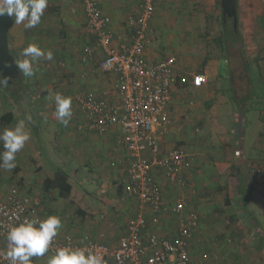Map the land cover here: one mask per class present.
<instances>
[{
  "label": "crops",
  "instance_id": "0c3cea01",
  "mask_svg": "<svg viewBox=\"0 0 264 264\" xmlns=\"http://www.w3.org/2000/svg\"><path fill=\"white\" fill-rule=\"evenodd\" d=\"M99 1L104 13L112 19L110 30L116 36L115 46L120 47L122 44L117 38L119 35H124V43H128L131 30L127 26V19L138 13L141 0ZM196 3L201 10L198 13L194 10ZM249 4L247 0H238L239 12L247 10ZM170 13L176 16H170ZM171 17L175 19L170 20ZM222 18L220 0H158L152 21L153 33L146 49L148 61L158 63L175 57L176 73L187 77L204 73L207 82L200 88L177 84L171 94L170 124L163 128L165 131L158 130L163 156L173 149L181 148L193 157L191 168L182 173L185 177L183 182L173 179L165 168L157 167L153 170L168 203H186L183 215L156 216L149 208L142 211L148 219V230L169 237L177 236L181 220H187L192 214L197 215L198 227L190 245V254L196 263L264 264V104H257L262 96L264 81H253L248 67L245 70V81H216L217 78H225L229 69L227 66L230 65L231 70L233 67L227 58L224 59L225 52L220 51L221 39L215 44L217 23ZM174 21L179 25L176 33L173 31L176 24ZM8 42L16 61L25 58L21 52L29 44H37L45 52H52V60L41 57L34 62L35 73L32 77H24L19 70V79L23 82L33 81L30 102L37 104L38 111L30 112L33 109L30 105V110L23 116L27 117L28 114L36 117L37 114L38 120L45 119L53 124L55 149L62 152L61 146L68 148V153L59 154L58 164L54 163L56 170L69 175L72 194L75 191L72 182L79 183L83 177L90 179L88 172L94 173L96 182H103L97 188V193H89L92 203L99 201L102 204L103 215L95 213V219L87 221L84 229L87 235L98 241L111 247L116 246L126 233L128 223L140 212L141 206L124 190L122 192L128 176L129 157L121 145L119 127H112L100 135L92 127L82 106L86 95L91 93L106 96L110 101L115 100L114 78L99 68L104 51L96 36L90 33L83 1L48 0L40 24L31 29L25 28L23 24H14L8 34ZM171 44L174 48L170 53L166 50ZM91 50L94 52L93 57L88 56ZM225 86H231L230 100L234 102L235 108L231 111L234 112L231 137L224 136L228 131L224 120L220 124L221 130L214 120L217 131L210 130L207 137L197 139L201 130L210 122V116L215 119L227 117V108L223 107L224 99L228 98L223 89ZM57 93L72 98L73 115L67 126L54 116ZM196 96L200 99L197 100ZM218 101L221 102L213 105ZM249 103L253 106L250 107ZM250 116L259 118L260 125L247 136L245 126L250 123ZM16 119L20 121L14 113L13 123ZM9 125L0 124V132L9 128ZM219 133L222 137L211 136ZM30 147L36 151L37 143L30 140ZM237 150L242 151L241 157L235 155ZM145 155L150 160L156 157L150 151ZM29 159H26L25 164L33 166V169L24 172L18 166V177L21 180L0 184L7 189L23 181L24 185L19 183L23 195L38 200L41 213L47 218L53 211L59 212L57 208L63 204L61 200L64 198H60L57 189H43L45 179L52 177H47L43 167ZM19 163L22 164L20 160ZM45 200H48L46 204ZM207 214L209 221L219 220V224H211V227L218 230L219 238L216 235L213 239L207 237L206 231L210 229L206 222ZM229 216L233 221L230 228L225 225ZM220 221L224 222V226ZM66 234L70 232L62 231L58 235ZM206 242H209L208 251L212 254H204ZM235 245L251 246L253 250L238 251ZM238 255L240 258L237 259ZM50 257L47 254L33 257L32 264H48Z\"/></svg>",
  "mask_w": 264,
  "mask_h": 264
},
{
  "label": "built area",
  "instance_id": "2783aa9c",
  "mask_svg": "<svg viewBox=\"0 0 264 264\" xmlns=\"http://www.w3.org/2000/svg\"><path fill=\"white\" fill-rule=\"evenodd\" d=\"M82 1L90 33L96 36L104 51L99 68L114 78L115 99L110 101L106 96L91 93L86 95L82 106L92 127L100 135L112 127H119L121 145L129 157L124 192L136 199L141 208L114 247L89 235L76 238L66 234L57 235L46 254L52 256L59 248L71 247L99 253L106 264H216L196 263L190 254V245L198 227L197 215L192 214L187 220H181L177 236L169 237L148 230V219L142 211L149 208L156 216L175 214L180 217L186 209L184 201L168 203L153 170L165 168L173 179L183 182L185 177L182 173L191 168L193 157L181 148L163 156L158 130L165 131L163 128L170 124L172 89L177 84L200 88L207 82L206 74L180 76L175 71V57L158 63L148 61L146 49L153 33L152 21L158 0H141L138 13L127 19V26L131 30L129 42L124 43V35L117 37L122 42L120 47L114 44L116 36L110 30L112 19L104 13L100 1ZM93 55L92 50L88 52L89 57ZM147 151L156 157L150 160L145 155ZM235 155L241 157L242 151H235ZM39 204L31 196L23 195L19 183L7 189L0 185V252L8 250L10 242L6 235L10 228L25 219H46ZM0 264L9 262L0 256Z\"/></svg>",
  "mask_w": 264,
  "mask_h": 264
},
{
  "label": "rangeland",
  "instance_id": "374dc122",
  "mask_svg": "<svg viewBox=\"0 0 264 264\" xmlns=\"http://www.w3.org/2000/svg\"><path fill=\"white\" fill-rule=\"evenodd\" d=\"M247 1L250 3L248 6H246L247 10H244V11L241 10L239 12L238 28L240 29L241 37L231 36V31L228 32L226 31V29H222V26L220 24L221 19L217 23L218 29L216 31L215 38H214L215 44H217L219 39H221L220 47H219L220 51L225 52L224 59L227 58L233 67L231 70L230 65L227 66V68L229 69H228V72H226L225 78L223 80H220L219 78H217L216 81H245V77H246L245 70L247 67L249 71L248 73L251 74L253 81H264V0H247ZM188 2H193V0H188ZM254 2L256 3L255 5H254ZM198 5H199L198 3L194 4V10L197 13L201 11L198 9L197 7ZM220 6H221V3H220ZM169 10H172V9L169 8ZM181 12L182 11H179V13ZM171 14L176 16L175 13H170V16ZM169 19L174 20L175 18L171 17ZM231 20L232 19H228L226 21L227 24L231 25ZM174 23L176 24L173 27V31L176 33V30L179 27V25L177 21H174ZM218 34H219V37L217 36ZM172 48H174L173 44H171V47L168 48L166 51H169L171 53ZM19 78L20 77H18L14 81V83L11 85L0 86V124H5L6 115L10 112H14L16 115H18L20 120L25 119L26 116H23V115L28 110H30L29 108L30 105L33 107V109L30 112H38L37 107H36L37 104L30 102L31 100L30 94L32 93L31 87L33 85V81L23 82V80L20 81ZM26 87H28V91H24ZM223 89L225 93L228 95L227 99L224 97L225 99L223 103V107L226 106L227 108L226 110V112L228 113L227 117L225 119L224 117L220 119L219 117H217L215 119V118H212V116H210V119L213 121L210 120L208 125L204 127V129L201 130L197 139L200 137L202 138L207 137L210 130L217 131V126H215L214 120L217 121L220 130H221L220 124L224 120V124L226 125V128L228 129V131L224 133L225 134L224 136L231 137L230 127H231V124L233 123L232 114H234V112H231V111H233L235 108L233 106L234 102H231L230 100V94H232L231 86H225L223 87ZM255 89L259 91L258 88H255ZM261 94L262 96L259 98V101H257V104H264V88L261 90ZM195 98L197 100L200 99V97L198 96H196ZM220 102L221 101L215 102L213 103V105L219 104ZM249 106L252 107L253 104L249 103ZM252 114L254 116L255 112L253 111ZM27 116L29 115L27 114ZM249 120H250V123H247L245 126V135L247 136L251 132L255 131L258 125H260L259 118L250 116ZM17 122L18 121L16 119V121L9 126L14 127ZM28 129L31 132V140L37 143V150L34 151L32 147L28 148V146L30 145V141L27 142L24 149H22L16 155V167L14 169L9 171V170L0 168V183L9 184L11 182L21 180L20 176L18 177V172L20 168L24 172L29 168L33 169V166H27L25 164L26 159H29V158H31V161L34 164L37 163V164H40L41 167H43L42 168L44 171L43 173L46 174L47 177L53 178L54 173L56 171L55 163L58 164L59 162V159H58L59 154L68 153V148L64 146H61L62 152L55 149V145L53 143L55 138H53V135H52L55 129L53 128V124L50 121H47L45 119L38 120V116L36 114V117H32V122L30 123V127L28 125ZM211 136L220 137L221 134L220 133L213 134ZM3 150H4L3 144H0V152H2ZM23 154L25 156H23ZM19 160L22 162V164L19 163ZM90 169H92V167H90ZM10 172L12 173V176L10 175ZM40 176H42V174H40ZM88 177H90V179L87 180L86 177H83V180L78 181L79 183L72 182V184L75 187L74 193L72 194L71 192L72 196H69L68 198H64L61 200L63 204L59 208H57V210L60 213L57 211H53L50 214V215L59 216L61 218L63 227L61 228L59 232L68 231L70 232V234H74L76 236L87 235L86 234L87 232L84 229L86 222L89 220L91 221L94 220L95 213H101V215H103L104 208H102V204L99 201L92 203L91 199L89 198V193H94V194L97 193L96 192L97 188H99V185L102 184L103 182L102 181L96 182V178H94V173L92 172H88ZM19 183L21 185H24L23 181ZM117 187H119V185ZM123 190L124 188H122V192ZM57 198L58 197H56L55 199ZM60 198L62 197L60 196ZM46 202H48V200H45L44 204H46ZM93 206L95 208H93ZM101 208L102 210H97ZM207 217H208V214L206 215V222H207V226L210 227V229H207L206 231L207 237L213 239V236L216 235V238H219L218 230H215V228L211 227V224L213 225L214 223L219 224V220H217L216 222L215 221L211 222L209 221V219H207ZM227 218H228L227 223L225 225L230 228V226L232 227V224H233V221L230 220L232 217L229 216ZM220 222H221V225L224 226V222L223 221H220ZM240 223H243V221H241ZM231 232L233 231L231 230ZM91 237L94 238L93 236ZM208 244L209 242H206V244L204 245L205 247L204 254H207V255L212 254L210 251H208V249H210L209 248L210 246ZM235 248L238 251L240 249H243L247 252L253 250V247L251 246H240L239 245V246H236ZM214 249L215 248H213V250ZM238 258H240L239 255L237 256V259Z\"/></svg>",
  "mask_w": 264,
  "mask_h": 264
},
{
  "label": "clouds",
  "instance_id": "9594fccd",
  "mask_svg": "<svg viewBox=\"0 0 264 264\" xmlns=\"http://www.w3.org/2000/svg\"><path fill=\"white\" fill-rule=\"evenodd\" d=\"M48 0H0V16L7 15L14 18L15 24H23L31 29L41 22V17L47 8ZM22 60L16 65L24 77H32L35 73L34 62L44 57L52 60L51 51L45 52L37 44H29L21 52ZM7 80H0V86H6ZM56 119L67 126L72 118V98L60 93L55 94ZM27 121V123H26ZM32 117L18 121L14 127L4 128L0 132V143L3 151L0 152V168L12 170L16 167V155L24 149L31 140V132L27 124ZM63 227L59 216L49 215L46 219L39 217L25 219L9 229L6 239L10 242L8 250L0 252L9 264H32L33 257H43L48 251L54 238ZM48 264H106L99 253L84 248H59L48 259Z\"/></svg>",
  "mask_w": 264,
  "mask_h": 264
},
{
  "label": "water",
  "instance_id": "95a60500",
  "mask_svg": "<svg viewBox=\"0 0 264 264\" xmlns=\"http://www.w3.org/2000/svg\"><path fill=\"white\" fill-rule=\"evenodd\" d=\"M223 20L232 19L235 31L239 25L238 0H220ZM14 18L7 15L0 16V80H7L11 85L19 77L16 60L10 52L8 34L14 26Z\"/></svg>",
  "mask_w": 264,
  "mask_h": 264
},
{
  "label": "trees",
  "instance_id": "16d2710c",
  "mask_svg": "<svg viewBox=\"0 0 264 264\" xmlns=\"http://www.w3.org/2000/svg\"><path fill=\"white\" fill-rule=\"evenodd\" d=\"M220 24L222 26V29H226V31H231V36H238L241 37L240 29L238 28L237 31L234 29V23L233 20H231V25L227 24V22H224L223 19H221ZM20 81H22L20 79ZM9 85V84H7ZM11 87V86H10ZM24 91H28V87L24 89ZM14 121V113L10 112L6 115L5 123L6 124H12ZM69 175L61 170H56L53 178H46L43 183V189L45 191H49L52 189L59 190L60 196L62 198H68L72 192V185L69 183Z\"/></svg>",
  "mask_w": 264,
  "mask_h": 264
}]
</instances>
